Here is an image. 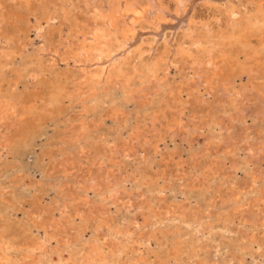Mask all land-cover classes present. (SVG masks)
Returning <instances> with one entry per match:
<instances>
[{
    "label": "rangeland",
    "instance_id": "1",
    "mask_svg": "<svg viewBox=\"0 0 264 264\" xmlns=\"http://www.w3.org/2000/svg\"><path fill=\"white\" fill-rule=\"evenodd\" d=\"M67 1L62 0L64 2L62 3L61 0H0V100L13 96L16 100L19 99L20 103L15 116L18 118L1 123L0 133L4 135L0 134V138L5 139L8 144L7 149L0 150V234L6 235L14 241L17 240V243L24 240L26 244L31 241L36 242L38 238L41 240L42 237L49 234L50 246L54 248L55 251H53L56 255L53 254L52 250L44 254L42 256L43 264H59L58 259L62 260L66 255L72 256L77 262L83 253L81 251H84L85 246L88 245V241L91 243L95 239L94 236L101 234V230L104 232V226L107 222L110 227H114V225L125 226L131 224L133 220H137L138 223L141 222L142 217L138 211L139 193L143 195L152 194L153 202L156 205V191L161 189L164 190V198L160 208L162 206L167 207L173 203L184 202L189 205L191 212L195 214L202 213V216L205 215L208 206L205 201L207 200L206 195H202V192L205 191H203V188L200 189L199 185H196L195 188L193 187L194 189L191 188L192 190H185L184 194H181L178 189L177 181L179 180V175L188 171V166L194 160L197 161L198 159V162L200 161L199 164L204 165L214 158L210 164L213 168L212 170H216L218 174L216 176L217 179H215L216 182H210L213 187L218 184L222 187H215L216 191L219 189L217 191L219 196L228 194L231 187L230 184L233 182L237 183V188L248 186L252 177L250 173L254 177L257 175L260 178L261 176L262 178L264 177V162H261L264 158V60H262L261 64L258 63L260 69H262V72H258L253 70L255 65L253 63L250 64L251 62L246 59L249 49H261L260 44H264V33H255L256 35L253 34L247 39L251 43L250 48H244L245 45L238 43L240 42L238 35L232 33L235 26L237 27V23H241L239 25V28H241L244 23L252 20L253 17L258 22L257 25L261 28L264 26V21L261 19L262 13L264 14V0H188L184 15L182 14L178 18L174 17L172 12L173 3H170L169 14L171 15L169 16L170 18L168 17L169 19L167 18L168 23L166 20L161 25V28L155 30L152 28L138 29V31H141L135 37V39L142 37L150 42L153 41L151 49L150 46H146V49H150V51L144 61L148 58L151 60L155 55L163 51L162 49L165 46H169L166 48L170 55L167 53L166 61H163L166 63L162 64L157 79L143 88L138 87V90L133 92L126 91L127 93H121L122 89L117 86H114L115 88L112 86L106 88L104 87V82L101 81L97 89H95L93 97L88 94L85 87L84 77L87 75L85 76L84 74L89 68V70H92L95 67L109 66L113 59H103L97 62L92 61L91 63L90 60L80 57L76 60L69 59L64 64L61 61H59L61 62L60 64L56 61L52 68L48 66V62L56 57L51 54L54 50L61 52L77 51L75 46L78 42L77 34H75L76 31L72 27L70 28L72 19L83 20L88 17V11L93 5L102 4L101 6L106 7L109 0ZM41 2L43 3L41 4ZM166 2H169V0H165ZM52 6L53 8H50ZM63 8L67 11L63 10ZM44 9L47 11L45 12ZM68 10L70 11L68 12ZM231 11H235V20H229L230 14L228 13ZM50 12L51 15L49 17L47 13L50 14ZM192 15H194L196 21L200 20L201 22L203 29L200 27L198 31L201 35L223 34L225 37L227 36V39L230 38L232 46H228L229 52L227 55H230L231 52L232 60L229 59L228 61L226 60V63L223 62L222 56L219 55L222 53L220 51L219 53L216 52V59L214 55L207 63L203 60L195 62L180 61L173 51L176 50L179 44L189 41V37L185 36V28L187 20ZM52 16L55 18L53 17L52 19ZM67 16L69 18L65 21ZM67 22L69 23L66 24ZM38 26L44 30L39 31ZM261 28L260 31L262 32L263 28ZM228 33L231 35H228ZM41 47L42 49L48 48V51H43ZM118 53V55L116 53L112 57L114 59L120 58L122 52ZM261 53L264 54L262 49ZM38 55L42 57L40 58ZM48 56L53 58L50 57L49 59ZM173 59L177 61L171 63ZM76 67H84L83 69L79 68V71L82 72L84 70L85 73L79 72L80 75H77L78 68L76 69ZM91 67L93 68L91 69ZM204 70H206L208 76H205ZM223 70L224 72H222ZM246 71L247 73H245ZM137 79L134 77V84L138 82ZM140 93L141 95H139ZM144 96L148 100L144 103L141 102V104L140 101ZM232 97L234 99L231 102L228 98ZM232 103L233 105H231ZM229 106L236 110V115H230ZM34 108L36 110H33ZM154 118L155 120L153 121ZM79 121H85L87 124V129L81 135L78 132L76 133V126ZM214 121L217 122L215 123ZM176 128L179 130H175ZM237 128L239 129L236 130ZM134 129L135 131H133ZM133 132L138 134L137 137L144 134L146 137L145 141L141 142L138 139L136 143H128ZM242 136L244 140L243 146L256 140L255 152L252 153L253 155L248 163L244 162L246 155L243 152L241 153L240 150L242 148H236L235 146L233 150L230 145L228 146L229 143L238 142ZM142 143L146 144L143 145ZM133 146L136 148H133ZM130 151L131 153L129 154ZM233 151L234 153H232ZM209 152L212 157L211 160L208 158L210 157ZM134 154H136L135 157L133 156ZM197 155L198 157L196 158ZM192 156L193 158H190ZM205 158H207V161ZM258 159L259 164H256L257 167L255 164L253 166L252 162L254 161L255 163ZM133 176V180H130ZM259 177L257 178L259 179ZM121 180L125 183L121 182ZM259 180L258 185L262 183V180ZM118 181H120V186ZM165 185L167 187L163 188ZM123 187L124 190H121ZM85 188L86 190H84ZM107 190H113L116 193L117 202H108L106 204L103 196L105 198L104 192ZM130 197L131 202L134 201L131 206L129 202L126 205L122 204L123 201L125 203ZM224 198L215 200L213 208H215V212L218 210L217 214H220L219 216L221 217L216 216L219 219L217 223L222 222V226L214 225V231L207 233L210 237L207 235L203 236L198 231L196 233L197 227L195 224L192 225L193 223L190 224V227L192 229L193 226L192 231L195 230L194 232L189 228L188 230L183 228L179 230L180 227L174 228L170 224L168 227L172 231V235L166 234L168 240L164 235L160 234L155 238L154 236L150 237L148 249H141L140 251L150 257L149 262L151 264H184L186 262L187 264H192L188 260L189 255L185 253L177 254V260L172 259V256H167L168 245L173 243L174 235H176L177 231H180L179 235L188 243L192 242V240L196 242V239L199 240L200 238L199 241L202 242L200 243L201 248L199 246L195 247L196 243H192H194L197 259L200 256V260H198L202 261L201 264H221L232 256H236L234 261L236 263L232 262V264H237L240 260L241 264H264V247L260 251L256 247L258 243L257 245L253 243V246L249 245L248 240L245 241L247 238H244V233H247L245 231H249L251 227L254 228L251 224L252 222H247L246 225H248L244 224L246 226L244 227L238 221H242L243 217L241 218V214L235 218L233 217V212L229 210H226V212L224 207L220 205ZM262 206L257 212L248 211L244 215H248L247 217L251 219L254 215L257 216L262 213L264 205L262 204ZM194 209H197L199 213L195 212ZM223 211L225 212L223 213ZM76 231H79V233L76 234ZM50 234H53L52 236L56 238H52ZM188 236L189 238L192 237L191 240H189ZM241 236L242 238H240ZM61 238L64 239V242L60 241L62 240ZM71 239L74 241L72 242ZM229 239H231L230 243ZM206 243L208 244L206 245ZM238 244L240 246L246 245V251L241 249L242 251L240 252ZM208 245L211 247H207ZM212 246L215 247L213 248ZM187 247L183 245L185 252L186 250L188 251ZM59 248L61 249L59 250ZM236 249H238V252H235ZM249 249H251L250 252ZM255 250L258 252L257 254ZM15 253L18 255L19 250L17 251L16 249ZM226 253L228 256H225ZM230 253L232 255H229ZM235 253L239 255L242 253L239 256L240 259H238V254L236 255ZM244 254L247 255L245 256ZM182 255H185L184 257L186 258L184 259ZM128 257L132 258L134 254L130 252ZM217 261L218 263H216Z\"/></svg>",
    "mask_w": 264,
    "mask_h": 264
},
{
    "label": "bare ground",
    "instance_id": "2",
    "mask_svg": "<svg viewBox=\"0 0 264 264\" xmlns=\"http://www.w3.org/2000/svg\"><path fill=\"white\" fill-rule=\"evenodd\" d=\"M60 1V0H59ZM67 1V0H66ZM69 1V0H68ZM67 1V2H68ZM82 1V0H81ZM187 1L188 0H169V2L165 3V0H109L107 6L103 7L99 4L97 5H93L89 11H88V17L84 18L83 20H75L72 19V23L70 28L72 27L73 30L76 31L75 34H77L78 38V42L75 45L76 46V52H61L59 50H54L51 52L52 56H56L53 59H50L49 57V62H48V66H50V68L53 67L54 64H56V61H61L66 62L69 59H73L76 60L77 58L82 57L85 60H90L91 63L92 61H101L103 59H108V60H112V62H110L111 64L105 67H95L94 69H92L93 67H91L92 70H89L85 73L84 70L82 72L79 71L80 69H83L84 67H76V69L78 68V74L80 75V73L84 74L86 77L84 83L86 84L85 87L87 89V92L89 95H92L91 97H93V93H95V89H97L98 85L101 83V81L104 82V87H108V86H117L118 88L120 87V89H122L121 93L124 92H133L134 90H138V87H145L148 84H150V82L154 81L155 79H157L158 77V73L162 67L163 62L166 57H167V53H168V49L166 47L169 46H165L164 49H162L163 51L159 52L157 55H155L151 60H149V58L145 60V57H147L151 46H152V42H150L148 39L146 38H138L135 39L136 35L138 32V29H144V28H152V29H158L161 28V25L163 23L166 22L168 23V19L170 18L169 16L171 14H169L170 8L169 5L170 3H173V15L174 17H181V15L185 13L186 11V7H187ZM248 1V0H247ZM26 2V1H25ZM62 2V0H61ZM66 2V3H67ZM27 3V2H26ZM39 3V2H38ZM43 2H41L42 4ZM53 3V2H52ZM64 3V2H62ZM71 3V2H70ZM28 4V3H27ZM85 4V3H84ZM253 4V3H252ZM3 5V4H2ZM1 5V6H2ZM70 6V4H68ZM240 5V4H239ZM4 6V5H3ZM27 6V5H26ZM45 6V5H44ZM43 6V7H44ZM50 6V5H49ZM54 6V5H53ZM50 7V8H53ZM87 6V5H86ZM209 6V5H208ZM63 7V6H62ZM45 8V7H44ZM57 8V7H56ZM43 9V8H42ZM49 9V8H47ZM69 9V8H68ZM45 10V9H44ZM63 10H65L63 8ZM76 10V9H75ZM47 10H45L46 12ZM67 11V10H65ZM70 10H68L69 12ZM264 11V10H263ZM35 12V11H34ZM43 12V10H42ZM43 12V13H45ZM256 12V11H255ZM56 13V12H55ZM60 13V11H59ZM66 13V12H64ZM258 13V12H257ZM260 13V12H259ZM50 17V14L47 13ZM63 14V12H62ZM225 14V12H224ZM228 14H230L229 16V20H232L235 18V11H231ZM261 14V13H260ZM42 15V13H41ZM85 15V14H84ZM172 15V16H173ZM263 16H261L262 20L264 21V14L262 13ZM76 16V15H75ZM74 16V17H75ZM171 16V17H172ZM253 16V15H252ZM54 16H52L53 19ZM64 17V16H63ZM72 17V16H71ZM73 17V18H74ZM169 17V18H168ZM6 18V17H5ZM55 18V17H54ZM69 17H65V21H67ZM168 18V19H167ZM260 18V15H259ZM30 19V18H28ZM50 19V18H49ZM251 19V18H250ZM9 20V19H8ZM235 20V19H234ZM258 20V19H256ZM4 21V20H2ZM50 21V20H49ZM62 22V21H61ZM228 22V21H227ZM262 22V21H261ZM49 23V22H48ZM69 22H67L66 24H68ZM206 24V23H205ZM203 24V25H205ZM227 24V23H226ZM258 22L255 21L254 17L252 20L248 21L247 23H244L241 27L239 28V25H241V23H237V27L235 25V29H233V34L235 33L236 35H238L240 44L245 45L244 48H250V41H248L247 39L250 38V36H252L255 33L260 32V34L264 33V26L261 28L259 25H257ZM261 24V23H260ZM38 25V24H37ZM41 25V24H40ZM49 25V24H48ZM70 25V24H69ZM263 25V24H262ZM201 22L200 20L196 21V18L194 17V15H192L189 20H187V25H186V33L185 36L189 37V41L183 42L181 44H179L176 48L175 52L176 56L179 57L180 61H200L203 60L205 61V63L209 62L214 55L217 53H219L220 51H222L221 54H219L221 57V59L223 60V62L226 63V60L228 61L229 59H231L233 56L231 55H227V53L229 52V47L230 44V38L227 39V36L225 37L223 34H200V32H198L201 27ZM229 26V25H228ZM35 27V26H34ZM37 27V26H36ZM46 27V26H45ZM205 28V26H203ZM202 28V27H201ZM260 28L262 29V32L260 31ZM69 29V28H68ZM203 29V28H202ZM38 30L42 31L44 30L43 28H41L40 26H38ZM70 30V29H69ZM232 30V29H231ZM35 31V30H33ZM157 31V30H156ZM237 31V32H236ZM44 32V31H43ZM68 32V31H67ZM70 33H72L71 31H69ZM185 32V30H184ZM231 32V31H230ZM36 33V32H35ZM38 34V33H37ZM230 33H228L229 35ZM184 35V34H183ZM231 35V34H230ZM256 35V34H255ZM259 35V34H258ZM184 37V36H183ZM231 37V36H229ZM234 37V36H232ZM237 37V38H238ZM244 37V38H243ZM75 38V39H76ZM186 38V37H185ZM243 38V39H242ZM233 39V38H232ZM41 40V38H40ZM52 40V39H51ZM262 40V39H261ZM5 42V41H4ZM233 42V41H232ZM245 42V43H244ZM262 42V41H261ZM234 43V42H233ZM238 44V45H240ZM234 45V44H233ZM261 45V49L262 52H264V44H260ZM146 46H150V49H146ZM232 46V45H231ZM153 47V46H152ZM171 47V46H170ZM242 47V46H241ZM51 48V47H50ZM61 48V47H60ZM127 48V49H125ZM234 48V47H233ZM232 48V49H233ZM238 48V47H237ZM243 48V47H242ZM258 48V47H257ZM42 49V47H41ZM170 49V48H169ZM174 49V48H173ZM261 49L260 50H256V49H249L250 51L247 52L248 54H246V59L248 60V62L250 61V64H254L255 68L253 69L254 71H258V72H262V69H260L259 64L262 63V60H264V54L261 53ZM43 51H48V48H43ZM171 50V49H170ZM8 51V50H7ZM172 51V50H171ZM232 51V50H231ZM234 51V50H233ZM238 52V50H236ZM245 51V50H244ZM247 51V49H246ZM118 52H122V56L120 58H115L112 57L114 54L117 53V55L119 54ZM40 53V52H39ZM38 53V54H39ZM48 53V52H47ZM72 53V54H71ZM174 53V54H175ZM50 54V53H49ZM233 54V53H232ZM242 54V53H241ZM263 54V55H262ZM168 55H170V53H168ZM172 55V54H171ZM217 55V54H216ZM215 55V59L216 56ZM226 55V56H225ZM236 55V54H235ZM251 57H250V56ZM47 56V55H46ZM175 56V55H174ZM219 56V57H220ZM248 56V57H247ZM256 56H259L256 58ZM33 57V56H32ZM38 57H40L38 55ZM42 57V56H41ZM40 57V58H41ZM254 57V58H253ZM46 58V57H45ZM171 58V56H170ZM36 59V58H35ZM39 59V58H38ZM233 59V58H232ZM231 59V60H232ZM12 60V59H11ZM40 60V59H39ZM43 60V59H42ZM169 60V59H168ZM236 60V59H235ZM245 60V59H244ZM107 61V60H106ZM166 61V60H165ZM176 59H173L171 61V63L176 62ZM219 61V60H218ZM28 62V61H27ZM34 62V61H33ZM57 62V63H58ZM59 62V64L61 63ZM74 62H78V61H74ZM73 62V63H74ZM85 62V61H84ZM88 62V61H86ZM241 62V61H240ZM67 63V62H66ZM90 63V64H91ZM140 63V64H139ZM229 63V62H228ZM247 63V62H246ZM259 63V64H258ZM30 64V63H29ZM57 64V65H59ZM69 64V63H68ZM77 64V63H76ZM82 64V63H81ZM85 64V63H84ZM87 64V63H86ZM101 64V63H100ZM170 64V62H169ZM234 64V63H233ZM232 64V66H233ZM244 64V63H243ZM74 65V64H73ZM80 65V64H79ZM176 65V64H175ZM224 65V64H223ZM222 65V66H223ZM28 66V65H27ZM67 66V65H66ZM173 66V65H172ZM68 67V66H67ZM89 67V66H88ZM165 67V66H164ZM169 67V66H168ZM225 67V66H224ZM55 68V67H54ZM75 68V67H74ZM72 68V69H74ZM175 68V67H174ZM4 69V68H3ZM65 69V68H64ZM167 69V68H166ZM237 69V68H236ZM2 70V69H1ZM46 70V69H44ZM75 70V69H74ZM246 70V69H245ZM38 71V70H37ZM76 71V72H77ZM86 71V70H85ZM230 71V70H229ZM46 72V71H45ZM75 72V71H72ZM75 72V73H76ZM80 72V73H79ZM224 72V70L222 71ZM241 72V71H240ZM49 73V72H48ZM74 73V74H75ZM247 73V71L245 72ZM204 74L205 76H208V74L206 73V70H204ZM45 75V74H44ZM43 75V77H44ZM76 75V74H75ZM2 76V73H1ZM41 76V75H40ZM248 76V75H247ZM81 78H83L82 76H80ZM134 77L138 78L135 84H134ZM242 77V76H241ZM261 77V76H260ZM5 78V77H4ZM40 78V77H39ZM34 79V78H33ZM257 79V78H256ZM1 80H3L1 78ZM236 80V79H235ZM17 81V80H16ZM166 81V80H165ZM210 81V80H209ZM242 81V80H241ZM58 82V81H57ZM211 82V81H210ZM257 82V81H256ZM263 82V81H262ZM9 83V82H8ZM224 83V82H223ZM236 84V83H235ZM248 84V83H247ZM251 84V83H250ZM168 85V84H167ZM182 85V84H181ZM240 85V84H239ZM55 86V85H54ZM75 86V85H74ZM175 86V85H174ZM226 86L228 87V85L226 84ZM233 86V85H232ZM235 86V85H234ZM263 86V85H262ZM84 87V88H85ZM255 87V86H254ZM6 88V87H5ZM111 88V87H110ZM115 88V87H114ZM113 88V89H114ZM205 88V87H204ZM52 89V88H51ZM56 89V88H55ZM109 89V88H108ZM117 89V88H116ZM115 89V90H116ZM160 89V88H159ZM225 89V87H224ZM233 89V88H232ZM119 90V89H118ZM117 90V91H118ZM167 90V89H166ZM34 91V90H33ZM86 91V90H85ZM97 91V90H96ZM109 91V90H108ZM144 91V90H143ZM226 91V90H225ZM251 91V90H250ZM261 91V90H259ZM82 92V91H81ZM80 92V93H81ZM120 92V91H119ZM126 92V93H127ZM156 92V91H155ZM154 92V93H155ZM159 92V91H158ZM198 92V91H197ZM213 92V91H212ZM74 93V92H73ZM97 93V92H96ZM105 93V92H104ZM136 93V92H135ZM152 93V92H151ZM150 93V94H151ZM261 93V92H260ZM55 94V93H54ZM70 94V93H69ZM82 94V93H81ZM84 94V93H83ZM134 94V93H132ZM146 94V93H143ZM228 94V92H227ZM85 95V94H84ZM96 95V94H94ZM128 95V94H127ZM141 95V93L139 94ZM174 95V94H173ZM99 96V94H98ZM234 96V95H233ZM95 97V96H94ZM113 97V96H112ZM129 97V96H126ZM229 97V95H228ZM247 97V96H246ZM84 98V97H83ZM86 98V95H85ZM90 98V97H89ZM132 98V96H131ZM151 98V97H150ZM101 99V98H100ZM229 101H233L232 99H234V97L232 98H228ZM19 100V99H18ZM16 100L13 96H9L7 99H3L0 100V130L2 127L3 122L5 121H9L10 119L13 118H18L15 117L16 116V112L18 110L19 107V101ZM36 100V98H35ZM66 100V99H65ZM146 100H148L146 98V96H144V98L141 99L140 103H144L146 102ZM83 101V100H82ZM238 101V100H237ZM59 102V101H58ZM134 102V101H133ZM249 102V101H248ZM42 103V102H41ZM94 103V102H93ZM141 103V104H142ZM155 103V102H154ZM247 103V102H245ZM253 103V102H252ZM256 103V102H255ZM156 104V103H155ZM197 104V103H196ZM228 104V101H227ZM226 104V105H227ZM230 104V103H229ZM243 104V103H242ZM213 105V104H212ZM233 105V103L231 104ZM36 106V105H35ZM184 106V105H183ZM32 108V106H30ZM230 107V115H236V110L232 107ZM27 108V107H26ZM25 108V109H26ZM227 108V107H226ZM234 109V110H233ZM33 110H36L35 108ZM46 110V109H45ZM27 111V110H25ZM30 111V109H29ZM28 111V112H29ZM224 111V110H223ZM222 111V112H223ZM27 112V113H28ZM209 112V111H208ZM30 113V112H29ZM35 113V112H34ZM159 113V112H158ZM207 113V112H206ZM256 113V112H255ZM261 113V112H260ZM24 114V112H23ZM98 114V113H97ZM111 114V113H110ZM217 114V113H216ZM222 114V113H221ZM26 116V114H24ZM29 115V114H28ZM112 115V114H111ZM152 115V114H151ZM224 115V114H223ZM221 115V117L223 116ZM18 116V115H17ZM23 116V115H22ZM21 116V117H22ZM38 116V115H37ZM219 116V115H218ZM207 117V115H206ZM210 117V116H209ZM215 117V115H214ZM82 118V117H81ZM164 118V117H163ZM192 118V117H191ZM224 118V116H223ZM227 118V116H226ZM230 118V117H229ZM257 119V118H256ZM155 120V118L153 119V121ZM193 120V119H192ZM211 120V119H208ZM214 120V119H213ZM235 120V119H234ZM230 121H232L230 119ZM35 122V121H34ZM78 122V121H77ZM112 122V121H111ZM115 122V121H114ZM190 122V121H189ZM203 122V121H202ZM213 122V121H212ZM215 122V121H214ZM217 122V121H216ZM215 122V123H216ZM258 122V121H256ZM220 123V122H219ZM244 123V122H243ZM247 123V122H246ZM16 124V123H15ZM181 124V123H180ZM197 124V123H195ZM210 124V123H208ZM214 124V123H213ZM225 124V123H224ZM230 124H232L230 122ZM194 125V124H193ZM206 125V124H205ZM211 125V124H210ZM218 125V124H217ZM4 126V125H3ZM197 126V125H196ZM209 126V125H208ZM213 126V125H212ZM214 127V126H213ZM212 127V128H213ZM216 127V126H215ZM225 127V126H224ZM137 128V127H136ZM226 128V127H225ZM87 129V124L85 121H79L78 125L76 126V133L78 132L80 135L82 134V132ZM217 129V128H216ZM239 128H237L236 130H238ZM177 130V128L175 129ZM179 130V129H178ZM177 130V131H178ZM181 131H183L182 129H180ZM213 130V129H211ZM235 130V131H236ZM256 130V129H255ZM135 131V129L133 130ZM222 131V129H221ZM247 131V130H246ZM139 132V131H138ZM212 132V131H211ZM210 132V133H211ZM217 132V131H216ZM230 132V131H229ZM31 133V132H30ZM231 133V132H230ZM234 133V132H233ZM255 133V132H253ZM257 133V132H256ZM1 134V133H0ZM181 134V133H180ZM215 134V133H214ZM251 134V133H250ZM249 134V135H250ZM4 135V134H1ZM178 135V134H177ZM231 135V134H230ZM229 135V136H230ZM259 135V134H258ZM138 134L135 132H133V135L131 134V137L128 140V143H136L137 140L138 141H145L144 139H146V137L144 136V134L140 135V137H137ZM180 136V135H179ZM251 136V135H250ZM264 136V134H263ZM9 137V136H8ZM184 137V136H183ZM186 137V136H185ZM80 138V137H78ZM148 138V137H147ZM254 138V137H253ZM160 139V138H159ZM184 139V138H183ZM222 139V138H221ZM78 140V139H77ZM108 140V139H107ZM153 140V139H152ZM186 140V138H185ZM209 140V139H208ZM253 140V139H252ZM255 141L253 140V142H249L247 144H245V146H243V136L238 140V142L236 143H229L228 146L230 145V148H233L236 146L239 148H242L240 151L241 153L243 152V154L246 155V160L244 158V162L248 163L249 159L252 157V153L255 152ZM195 142V141H194ZM154 143V142H153ZM206 143V142H205ZM204 145L207 146L206 143ZM218 143V141H217ZM261 143V142H260ZM7 141L3 138H0V150L3 151V149H7ZM143 144V143H142ZM146 144V143H145ZM143 144V145H145ZM190 144V143H189ZM220 144V143H219ZM132 145V144H131ZM191 145V144H190ZM189 145V146H190ZM193 145V144H192ZM203 145V146H204ZM129 146V145H128ZM211 146V145H210ZM241 146V147H240ZM143 147V146H142ZM155 147V146H154ZM192 147V146H191ZM258 147V146H256ZM262 147V146H261ZM131 148V147H130ZM133 148H136L133 146ZM141 148V147H140ZM126 149V148H125ZM124 149V150H125ZM122 150V149H121ZM222 150V149H221ZM258 150H260L258 148ZM97 151V150H96ZM127 151V150H126ZM133 151V150H132ZM208 151V150H207ZM223 151V150H222ZM225 151V149H224ZM237 151V149H236ZM6 152V150H5ZM99 152V151H98ZM128 152V151H127ZM215 152V151H214ZM259 152V151H258ZM2 153V152H1ZM86 153V152H85ZM131 153V151L129 152V154ZM194 153V152H193ZM234 153V151L232 152ZM237 153V152H235ZM4 154V152H3ZM45 154V153H44ZM88 154V153H87ZM138 154V153H137ZM144 154V153H142ZM196 154V153H195ZM206 154V152H205ZM208 154V153H207ZM229 154V153H228ZM226 154V155H228ZM240 154V153H238ZM78 155V154H77ZM127 155V154H126ZM136 154H134L133 156L135 157ZM139 155V154H138ZM137 155V156H138ZM141 155V154H140ZM139 155V156H140ZM204 155V154H203ZM210 157L209 160H211V154L209 152ZM213 155V154H212ZM222 155V154H220ZM244 155V156H245ZM128 156V155H127ZM142 156V155H141ZM191 156V155H190ZM200 156V153H199ZM237 156V155H235ZM243 156V157H244ZM195 157V155H194ZM198 157V155L196 156V158ZM216 157V156H215ZM223 157V155H222ZM228 157V156H227ZM230 157V156H229ZM241 157V158H243ZM111 158V157H110ZM144 158V156H143ZM190 158H193L190 157ZM202 158V157H201ZM204 158V157H203ZM226 158V157H225ZM195 159V158H194ZM207 161V158H205ZM214 158H212L213 160ZM144 160V159H143ZM200 160V159H199ZM204 160V159H203ZM203 160H201L202 162H204ZM211 160V161H212ZM216 160V159H215ZM209 161L207 164L204 165H200L197 161H192V163H190V165L185 168L188 171H186L185 173H182L181 175H179V180L177 181L178 183V189L180 190L181 194H184V191L187 189H194L195 186L199 185V188L202 189V195H206V199L205 200L207 203V211L205 215H201L197 209L194 211L199 214H195L193 212H191V208H189V205H187V203H173L167 207H163L160 208V204H162L163 202V192L164 190H158L156 191V195H155V200H156V205L153 202V196L151 195H143L142 193H139L138 197V211L140 212L141 215V222L138 223L137 220H133L131 224H127L125 226H118V225H114V227H110L109 224L106 223V225L104 226V232H102V230L100 231L101 234H99L98 236H94V240L90 243V241H88V245L85 246L84 251L82 250L81 252L82 255L80 256V259L76 262V259H74L72 256L66 255L64 256V258L58 259L59 260V264H151L149 262L150 257L148 255H144L142 252L140 251L142 250H147L148 246L150 245V237L154 238L160 234V235H164L165 238L166 234H171L172 235V231L170 230V228L168 227V225L172 224L171 226H173L174 228L176 227H180V229H187L188 228L192 231V229L190 227V224L193 223L192 225H196L197 230L196 233L198 231V233H201L203 236L207 235V233H210V231L213 230L214 225L215 226H220L222 222H219L218 217L220 214H217V211L215 212V208L214 207V203L215 200L217 198H224L223 202L220 204L221 207H224V210L226 211H230L233 212V217L237 218L236 216H238L239 214H241V220L240 223H242L243 225L248 222L251 223L252 226L254 228H250L249 231H245L247 233H244V238H247L245 241L248 242L249 245H252L253 243H258L257 249H259L260 251L262 250V248L264 247V209L262 210V213L258 214L257 216L254 215L252 218L254 219H249L247 216L248 215H244L246 214L248 211H254L257 212L259 210V208L262 206V204L264 205V177L261 178L257 175L256 177H254L251 173L250 176V182L249 185L243 188H237L236 184L233 182L231 183V187L229 188V193L226 194L225 196H219L217 194V190L216 191V186L220 187L219 184L216 185L215 187H213L211 185V182H216L215 179L217 174L216 170H212V166L210 164ZM220 161V158H219ZM201 162V163H202ZM239 162V161H238ZM261 162H264V158L261 160ZM216 163V162H215ZM233 163V162H232ZM49 164V163H48ZM154 164V163H153ZM243 164V163H242ZM253 166H255L256 164H259V159L254 163V161L252 162ZM255 164V165H254ZM264 164V163H263ZM52 165V164H51ZM116 165V164H115ZM119 165V164H118ZM117 165V166H118ZM159 165V164H158ZM213 165V163H212ZM236 165V164H234ZM245 165V164H244ZM250 165V164H249ZM237 166V165H236ZM257 167V165H256ZM238 169V167H236ZM235 168V169H236ZM246 168V167H245ZM254 168V167H253ZM263 168V167H262ZM233 169V168H232ZM257 169V168H256ZM260 169V168H259ZM123 170V169H122ZM254 170V169H253ZM252 170V171H253ZM107 171V170H106ZM222 171V169H221ZM220 171V173H221ZM231 171V170H230ZM237 171V170H236ZM246 172V169H245ZM244 172V173H245ZM248 172V171H247ZM253 173V172H252ZM256 173V172H255ZM108 174V173H107ZM163 174V173H162ZM225 174V173H223ZM236 174V173H235ZM60 175V174H59ZM109 175V174H108ZM114 175V174H113ZM131 175H133L131 173ZM131 175H129L131 177ZM234 175V174H232ZM86 176V175H85ZM210 176V177H209ZM2 177V176H1ZM163 177V176H161ZM220 177L223 178V176L220 175ZM259 177V179L262 180V183L260 185H258L259 183V179L257 178ZM46 178V177H45ZM106 178V177H105ZM134 176L132 178H130V180H133ZM147 178V177H145ZM164 178V177H163ZM55 179V178H54ZM85 179V178H84ZM173 179V178H172ZM178 179V178H177ZM176 180V179H174ZM220 180V179H219ZM233 180V178H232ZM106 181V180H105ZM218 181V180H217ZM221 181V180H220ZM218 181V182H220ZM236 181V180H235ZM3 182V181H2ZM94 183V181H92ZM104 182V181H103ZM121 182H124L121 180ZM217 182V183H218ZM230 182V181H229ZM237 182V181H236ZM79 183V182H78ZM77 183V184H78ZM120 183V181H118V184ZM125 183V182H124ZM216 183V184H217ZM221 183V182H220ZM228 183V182H227ZM226 183V184H227ZM15 185V184H14ZM69 185V184H68ZM142 185V184H141ZM215 185V184H214ZM225 185V184H224ZM81 186V184H80ZM79 186V187H80ZM94 186V184H93ZM120 186V184H119ZM41 187V186H40ZM48 187V186H47ZM61 187V186H60ZM99 187V186H98ZM167 186L165 185L163 188H166ZM194 187V188H193ZM213 187V188H212ZM225 187V186H223ZM227 187V186H226ZM83 188V187H82ZM91 188V187H90ZM97 188V187H96ZM121 188V187H120ZM222 188V187H220ZM89 189V188H88ZM191 189V190H192ZM27 190V189H26ZM86 190V188L84 189ZM124 190V187L121 189ZM228 190V189H227ZM17 191V190H16ZM103 192V191H102ZM139 192V191H138ZM104 194L106 195L105 198L103 196V199L106 200V204L108 202H114L116 201V193L112 190V191H105ZM170 194V193H169ZM118 195V194H117ZM126 195V194H125ZM222 195V194H221ZM129 196V195H128ZM152 196V198H151ZM132 197V196H131ZM131 197L125 200H127L125 203L124 201L122 202V204L126 205L127 202H129L130 206L131 204H133L132 201L131 202ZM101 199V198H100ZM102 199V200H103ZM221 200V201H222ZM86 201V200H85ZM118 201V200H117ZM116 201V202H117ZM175 202V201H174ZM21 206V205H20ZM19 206V207H20ZM38 206V205H37ZM101 207V205H100ZM134 207V206H132ZM263 207V206H262ZM21 208V207H20ZM29 208V207H28ZM77 208V207H75ZM129 208V207H128ZM164 208V210H163ZM220 208V207H219ZM217 208V209H219ZM14 209V208H13ZM73 209V208H72ZM80 209V208H79ZM53 210V209H52ZM75 210V209H74ZM78 210V209H76ZM14 211V210H13ZM80 211V210H79ZM205 211V210H204ZM220 211V210H219ZM223 211V213L225 212ZM226 211V212H227ZM220 213V212H219ZM217 214V215H216ZM87 215V214H86ZM224 215V214H223ZM10 216V215H9ZM134 216V215H133ZM32 217V216H31ZM83 217V216H82ZM88 217V216H87ZM203 217V218H202ZM256 217H258V219H256ZM219 218H221L219 216ZM225 218V217H224ZM228 218V217H226ZM91 219V218H90ZM203 219V222H202ZM205 219V220H204ZM85 220V218H84ZM107 220V219H106ZM110 220V219H109ZM227 220V219H226ZM234 220V219H233ZM86 221V220H85ZM105 221V220H103ZM235 221V220H234ZM233 221V222H234ZM102 222V221H101ZM257 222V223H256ZM88 223V222H87ZM86 223V224H87ZM110 223V222H109ZM230 223V221H229ZM1 224V223H0ZM124 224V223H123ZM45 225V224H43ZM224 225V224H223ZM227 225V224H226ZM244 225V227H246ZM89 226V225H88ZM99 226V224H98ZM222 226V225H221ZM228 226V225H227ZM18 227V226H17ZM20 227V226H19ZM80 227V226H79ZM101 227V226H100ZM84 228V227H83ZM82 228V229H83ZM90 228V227H89ZM99 228V227H97ZM195 228V227H194ZM234 228V227H233ZM243 228V227H242ZM241 228V229H242ZM258 228V229H256ZM80 229V230H82ZM240 229V230H241ZM74 230V229H73ZM79 230V231H80ZM97 230V229H96ZM238 230V231H240ZM70 231V230H69ZM79 231H76V234L79 233ZM85 231V229H84ZM195 231V230H194ZM192 231V232H194ZM214 231V230H213ZM243 231V230H242ZM73 232V231H72ZM97 232V231H95ZM99 232V231H98ZM187 232V231H186ZM190 232V231H189ZM47 233V232H46ZM67 233V231H66ZM71 233V232H70ZM74 233V232H73ZM82 233V232H81ZM239 233V232H238ZM242 233V234H243ZM64 234V232H63ZM69 234V233H68ZM180 231L176 232V235H174L175 237L173 238V243L171 245H168L169 250L167 251V256H172V259L177 260V254L180 253H185L188 254V260L191 261L192 264H201L200 260V256L197 259L196 256V251H194V243H196L195 247L199 246L200 247V238L199 240L196 239V242H194V240H192V242H186L181 238ZM195 234V233H194ZM199 234V235H201ZM18 235V234H17ZM49 235V234H48ZM48 235H45L44 237H42L41 240L34 242L31 241L29 244H26L23 240V242L17 243L16 241H14L13 239L7 237L6 235H2L0 234V264H43L42 262V256L44 254H46L49 251H53L54 248L52 246H50V238L48 237ZM51 235V234H50ZM53 235V234H52ZM51 235V236H52ZM66 235V234H64ZM82 235V234H80ZM212 235V234H211ZM240 236V234H238ZM15 236V235H14ZM31 236V235H30ZM68 236V235H67ZM72 236V235H71ZM54 236H52L53 238ZM163 237V236H162ZM183 237V236H182ZM195 237V236H193ZM200 237V236H198ZM210 237V236H208ZM56 238V237H54ZM70 238V237H68ZM67 238V239H68ZM72 238V237H71ZM75 238V237H74ZM82 238V237H81ZM189 238V236H188ZM192 237L189 238V240H191ZM196 238V237H195ZM194 238V239H195ZM231 238V237H230ZM239 238V237H238ZM242 238V236L240 237ZM62 239V238H61ZM185 240H187L186 238H184ZM236 239V238H234ZM26 240V239H25ZM64 239L60 240L63 241ZM66 240V239H65ZM70 240V239H69ZM77 240V238H76ZM85 240V239H84ZM168 240V239H167ZM203 240V239H202ZM229 239V243H230ZM239 240V239H238ZM263 242H262V241ZM57 241V240H56ZM55 241V242H56ZM59 241V240H58ZM71 241L73 242L74 240L71 239ZM223 241V240H222ZM236 241V240H235ZM242 241V239H241ZM27 242V241H26ZM64 242V241H63ZM81 242V241H80ZM170 242V241H168ZM208 242V241H207ZM214 242H216L214 240ZM58 243V242H57ZM61 243V242H60ZM59 243V244H60ZM66 243V242H65ZM243 243V242H242ZM68 244V243H67ZM84 244V243H83ZM149 244V245H148ZM170 244V243H168ZM187 244L189 245L187 247ZM208 243H206L207 245ZM241 244V243H240ZM244 244V243H243ZM245 244H247L245 242ZM247 244V246H248ZM58 245V244H56ZM63 245V244H62ZM70 245V244H69ZM72 245V244H71ZM86 245V244H85ZM183 245L187 247L188 251L183 250ZM222 245V244H221ZM230 245V244H229ZM239 245V244H238ZM64 246V245H63ZM84 246V245H83ZM182 246V247H181ZM216 246V244H215ZM214 246V247H215ZM219 246V245H218ZM226 246V244H225ZM228 246V245H227ZM246 246V245H245ZM245 246H240L239 245V250L240 252L242 251L241 249H246ZM253 246V245H252ZM57 247V246H56ZM61 247V246H60ZM68 247V246H67ZM207 247H211V246H207ZM213 247V246H212ZM213 247V248H214ZM249 247V246H248ZM53 248V249H51ZM71 248V247H70ZM201 248V247H200ZM220 248V247H219ZM228 248V247H227ZM17 249V251L19 250V254L17 255L15 253V250ZM57 249V248H56ZM61 248H59L60 250ZM64 249V248H63ZM185 249V248H184ZM196 249V248H195ZM226 249V248H225ZM236 249L235 252H238ZM57 250V251H59ZM201 250V249H198ZM204 250V249H203ZM217 250V249H216ZM251 249H249L250 252ZM254 250V249H253ZM258 250V251H259ZM55 251V250H54ZM53 251V252H54ZM67 251V250H66ZM73 251V250H72ZM224 251V250H223ZM227 251V250H226ZM246 251V250H245ZM257 250H255L256 252ZM64 252V251H63ZM132 252L134 254V257L130 258L128 257V254ZM203 252V251H202ZM214 252V251H213ZM221 252V251H220ZM228 252V251H227ZM233 252V251H230ZM253 252V251H251ZM61 253V252H60ZM258 252H256L257 254ZM53 254L56 255V253L54 252ZM65 254V253H63ZM62 254V255H63ZM68 254V251H67ZM70 254V253H69ZM80 254V253H79ZM78 254V255H79ZM198 254V253H197ZM214 254V253H213ZM234 254V253H233ZM236 254V253H235ZM238 254V253H237ZM236 254V255H237ZM242 253H240L241 255ZM252 254V253H251ZM217 255V254H216ZM229 255H232L231 253ZM239 254L237 255L238 257L240 256ZM245 255V254H244ZM247 255V254H246ZM245 255V256H246ZM255 255V254H254ZM253 255V256H254ZM46 256V255H45ZM44 256V257H45ZM54 256V255H52ZM59 256V255H58ZM74 256V255H73ZM174 256V257H173ZM183 258L185 259L186 257H184L185 255H182ZM225 256H228L227 253ZM257 256V255H256ZM259 256V254H258ZM51 257V255H50ZM78 257V256H77ZM224 257V256H223ZM236 257V256H235ZM235 257L232 256L230 259H226L227 261L224 263L225 264H232V262L235 261ZM55 258V257H54ZM58 258V257H57ZM218 258V257H217ZM225 258V257H224ZM245 258V257H244ZM254 258V257H253ZM44 259V258H43ZM157 259V258H156ZM204 259V258H203ZM202 259V260H203ZM214 259V258H213ZM240 259V257L238 258ZM256 259V258H255ZM237 260V258H236ZM48 261V260H46ZM50 261V260H49ZM52 261V260H51ZM186 262V260H184ZM221 261V260H220ZM238 261V260H237ZM58 262V261H57ZM209 262V261H208ZM214 262V261H212ZM240 261L237 262V264H241ZM244 262V261H243ZM163 263V262H162ZM190 263V262H189ZM218 263V261L216 262ZM223 263V262H222ZM221 263V264H222ZM223 263V264H224ZM236 263V262H234ZM264 263V262H263ZM58 264V263H56ZM184 264H187L184 263ZM207 264V263H206Z\"/></svg>",
    "mask_w": 264,
    "mask_h": 264
}]
</instances>
